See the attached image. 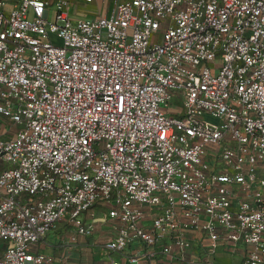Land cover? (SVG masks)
<instances>
[{
	"label": "built area",
	"instance_id": "1",
	"mask_svg": "<svg viewBox=\"0 0 264 264\" xmlns=\"http://www.w3.org/2000/svg\"><path fill=\"white\" fill-rule=\"evenodd\" d=\"M107 1L0 0V264L96 207L127 264H264V0Z\"/></svg>",
	"mask_w": 264,
	"mask_h": 264
},
{
	"label": "crops",
	"instance_id": "2",
	"mask_svg": "<svg viewBox=\"0 0 264 264\" xmlns=\"http://www.w3.org/2000/svg\"><path fill=\"white\" fill-rule=\"evenodd\" d=\"M84 2V0H83ZM85 3V4H84ZM81 3L79 4V11L78 13H71L70 16L72 19H78V18H91L89 17V14L93 13L95 14V17L100 16L106 8H108V1L107 0H93L91 3ZM87 4V5H86ZM88 5H93L92 8H88ZM99 211H103L105 213V219L102 221H108L112 232L105 233V236H100L98 238H95L92 240L91 244L88 245L90 249L94 252L93 254H102L103 257L96 258L91 264H110V260L119 262L120 264H127L126 259L124 256H118L116 254H111V256H107L99 247V245L104 242L105 240L112 238L115 236V231L113 230V222L106 217V212L99 208ZM83 220L86 224L94 223V219H92L89 216V213L84 214ZM103 224V222L100 223V221H97V224ZM98 226V225H97ZM73 228L69 225V223L64 220L63 222L58 223L55 228L50 231L46 238L43 240V242L40 244L38 250L39 252L50 255L55 258L57 261V264H76L75 262H72L71 257L72 256H80V257H86L88 255L87 245L83 243L82 236H77L76 242L72 243L70 241V235L73 232ZM65 233H69L68 236H64ZM198 239V236H197ZM142 249L138 247L137 245H133L130 247L129 250H127V256L133 255L136 253H141ZM245 253V246L240 245L237 247L236 251L234 253H227L226 251H218L215 253L210 263L208 264H241ZM189 259L198 261L199 264H204L203 260V253L200 247L197 244V240L194 241L192 248L189 251ZM141 264H149L147 261L143 260ZM157 264H165L164 262L157 261Z\"/></svg>",
	"mask_w": 264,
	"mask_h": 264
},
{
	"label": "rangeland",
	"instance_id": "3",
	"mask_svg": "<svg viewBox=\"0 0 264 264\" xmlns=\"http://www.w3.org/2000/svg\"><path fill=\"white\" fill-rule=\"evenodd\" d=\"M70 4L69 13H78L79 11V4L84 3L83 0H67ZM85 4V3H84ZM87 5V4H86ZM82 6V4H81ZM93 5H88V8H92ZM95 17V14L91 13L89 14V17ZM54 41L57 42L56 39ZM172 105H180L178 102H172ZM89 216L94 219L93 223V229L92 231H89L86 235L82 236L83 243L87 245L88 255L86 257H80V256H72L71 260L72 262H75L76 264H91L96 258L103 257L102 254H93L94 252L88 247V245L91 244L92 240L95 238H98L100 236H105V233L112 232V228L108 221H102L105 219V213L102 211H99L98 208H93L89 212ZM97 221L103 222V224H97ZM98 225V226H97ZM69 233H65L64 236H68Z\"/></svg>",
	"mask_w": 264,
	"mask_h": 264
}]
</instances>
